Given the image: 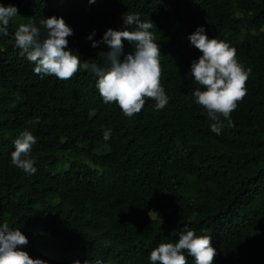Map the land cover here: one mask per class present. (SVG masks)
Listing matches in <instances>:
<instances>
[{"label":"trees","instance_id":"trees-1","mask_svg":"<svg viewBox=\"0 0 264 264\" xmlns=\"http://www.w3.org/2000/svg\"><path fill=\"white\" fill-rule=\"evenodd\" d=\"M0 4L18 10L8 35H0V225L27 237L21 250L47 264H151L154 248L177 242L190 228L210 235L213 264H264V0ZM133 13L154 23L149 31L160 49L169 103L157 110L146 98L142 110L127 117L95 95L96 76L82 65L109 66L96 52H107V45L92 43L101 41L104 28L125 30L124 17ZM52 16L72 29L68 50L82 60L69 80L41 78L15 45L20 24L31 22L43 39L42 21ZM201 26L210 39L234 44L237 61L251 69L247 95L230 114V125L221 117L219 135L193 96L203 88L190 65L202 53L188 37ZM124 43L121 60L134 51ZM25 130L36 137L29 155L37 171L31 175L11 163L14 140Z\"/></svg>","mask_w":264,"mask_h":264},{"label":"clouds","instance_id":"clouds-1","mask_svg":"<svg viewBox=\"0 0 264 264\" xmlns=\"http://www.w3.org/2000/svg\"><path fill=\"white\" fill-rule=\"evenodd\" d=\"M94 2L89 0V3ZM17 12L13 5L0 4V35H8L7 26ZM42 24L46 30L43 39L40 29L31 22L19 25L15 32V45L21 50L20 55L35 64L34 72L41 78L45 75L60 80L75 77L82 60L77 52L73 54L74 51L68 50L67 37L73 34L72 29L63 18L55 16L44 19ZM124 24L127 26L125 30L104 28L101 41L92 43V47H99L100 43L107 45V52L99 53L98 48L96 52L100 57L104 55L107 58L109 66L103 68L94 64L99 61H84L82 67L96 76L92 77L95 95L99 93L106 104H117L125 116L132 117L139 113L146 98L154 100L155 108L161 110L169 103V97L161 84L163 70L160 49L155 34L149 31L154 23L149 19L141 21L140 14L133 13L124 17ZM133 25L135 30H130ZM91 38L90 35L88 39ZM188 39L202 53L190 65L192 77L203 88L195 90L193 96L214 122L210 130L219 135L224 126L221 117L230 125V114L247 95L246 82L251 69H246L237 61L239 54L234 44L217 38L210 39L202 26ZM124 41L131 44L134 51L124 55L121 60L124 47L128 48ZM110 135L111 130H106L104 140H108ZM35 143L36 137L31 131H22L14 140V151L11 153V163L30 175L37 171L35 161L29 155ZM200 233L203 234V231ZM27 244L28 239L19 228H10L8 223L0 225V264H47V261L33 259L21 250ZM109 245L110 242H104L105 247ZM184 252L194 257L195 264H213L217 254L209 234L197 235L194 230L186 228L177 242L161 243L154 248L149 260L151 264H188L189 259ZM73 264H81V261L74 260ZM82 264H102V261L85 259Z\"/></svg>","mask_w":264,"mask_h":264},{"label":"rangeland","instance_id":"rangeland-1","mask_svg":"<svg viewBox=\"0 0 264 264\" xmlns=\"http://www.w3.org/2000/svg\"><path fill=\"white\" fill-rule=\"evenodd\" d=\"M100 149L104 150L105 148H100ZM100 149H99V150H100Z\"/></svg>","mask_w":264,"mask_h":264}]
</instances>
